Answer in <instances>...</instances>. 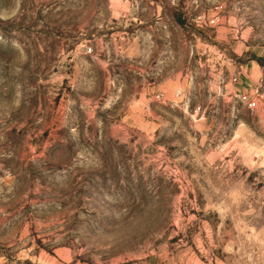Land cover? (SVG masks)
<instances>
[{
	"label": "rangeland",
	"instance_id": "rangeland-1",
	"mask_svg": "<svg viewBox=\"0 0 264 264\" xmlns=\"http://www.w3.org/2000/svg\"><path fill=\"white\" fill-rule=\"evenodd\" d=\"M251 62L264 0H0V264H264Z\"/></svg>",
	"mask_w": 264,
	"mask_h": 264
},
{
	"label": "crops",
	"instance_id": "crops-1",
	"mask_svg": "<svg viewBox=\"0 0 264 264\" xmlns=\"http://www.w3.org/2000/svg\"><path fill=\"white\" fill-rule=\"evenodd\" d=\"M263 67H261L257 62H251L246 64V66L238 72L236 76V81L233 83V88L235 93H249L253 96L256 95V89L259 87V80L264 77ZM250 98H253V97ZM258 98V96L256 95ZM256 100V99H252ZM257 105H259L262 100L257 99Z\"/></svg>",
	"mask_w": 264,
	"mask_h": 264
},
{
	"label": "built area",
	"instance_id": "built-area-1",
	"mask_svg": "<svg viewBox=\"0 0 264 264\" xmlns=\"http://www.w3.org/2000/svg\"><path fill=\"white\" fill-rule=\"evenodd\" d=\"M233 81H236V77H233ZM259 87L256 89V95L259 98H262L264 96V90H261L264 88V77H262L259 80ZM237 98H239L242 102L246 103L248 108H253L256 106V102L255 100H252L249 98L248 95L244 94V93H236L235 94Z\"/></svg>",
	"mask_w": 264,
	"mask_h": 264
}]
</instances>
